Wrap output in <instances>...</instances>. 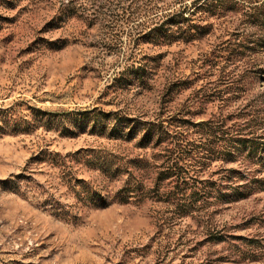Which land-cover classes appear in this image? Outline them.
<instances>
[{
  "label": "rangeland",
  "instance_id": "1",
  "mask_svg": "<svg viewBox=\"0 0 264 264\" xmlns=\"http://www.w3.org/2000/svg\"><path fill=\"white\" fill-rule=\"evenodd\" d=\"M117 3L0 0V264H264L262 155L224 149L254 68L220 29L169 44L165 12ZM174 162L198 203L156 180Z\"/></svg>",
  "mask_w": 264,
  "mask_h": 264
},
{
  "label": "trees",
  "instance_id": "2",
  "mask_svg": "<svg viewBox=\"0 0 264 264\" xmlns=\"http://www.w3.org/2000/svg\"><path fill=\"white\" fill-rule=\"evenodd\" d=\"M126 1L129 5H124ZM104 7H100V11ZM116 11L114 16L126 20L141 11L147 14L156 11L165 12L156 34L169 44L195 41L210 34L216 28L229 35L224 50L226 49L228 57L232 58L231 62L244 59L245 68H254L256 77L260 81L261 90L258 98L261 100L255 112L248 110L241 118L236 117L241 121L238 122V126L247 132L241 137L225 139V144L228 141L229 146L224 149L231 156L230 153L236 151L235 148L238 146L242 149L247 146L255 147L258 154L262 155L261 159L264 163V0H118ZM138 69L136 67L131 75L141 78L142 73ZM196 126L205 127L204 129L213 133L216 128L223 127L222 123H216V128H213L214 124L208 122H199ZM234 144L236 146H233ZM187 174L174 162L171 166H167L165 172H159L156 180L175 178L176 181L185 182L186 186L190 178L186 176ZM208 187L199 188L194 184L186 186L183 191L189 192L186 198H180L181 204L198 203L200 199L193 198L195 191L208 195L206 192Z\"/></svg>",
  "mask_w": 264,
  "mask_h": 264
}]
</instances>
